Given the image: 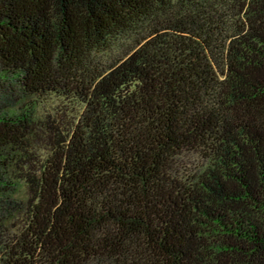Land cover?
<instances>
[{
  "label": "trees",
  "instance_id": "obj_1",
  "mask_svg": "<svg viewBox=\"0 0 264 264\" xmlns=\"http://www.w3.org/2000/svg\"><path fill=\"white\" fill-rule=\"evenodd\" d=\"M0 264H264V0H0Z\"/></svg>",
  "mask_w": 264,
  "mask_h": 264
},
{
  "label": "rangeland",
  "instance_id": "obj_2",
  "mask_svg": "<svg viewBox=\"0 0 264 264\" xmlns=\"http://www.w3.org/2000/svg\"><path fill=\"white\" fill-rule=\"evenodd\" d=\"M49 106L51 107V108H55L56 106H58L57 105V101H55V100H53V99H50L49 101ZM48 106V105H47Z\"/></svg>",
  "mask_w": 264,
  "mask_h": 264
}]
</instances>
